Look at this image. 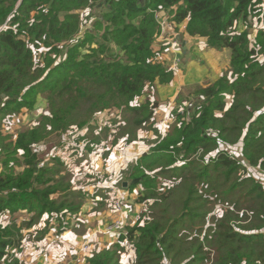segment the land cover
I'll list each match as a JSON object with an SVG mask.
<instances>
[{"label": "trees", "instance_id": "obj_1", "mask_svg": "<svg viewBox=\"0 0 264 264\" xmlns=\"http://www.w3.org/2000/svg\"><path fill=\"white\" fill-rule=\"evenodd\" d=\"M88 1L0 0V120L11 110L36 109L37 97L47 105L41 104L38 118L15 135L0 133V214L7 209L18 213L17 206L39 215L79 209L65 200L70 187L60 169L49 166L61 164L60 157L44 161L34 146L53 130L82 128L106 107L129 111L132 116H123L128 129L149 122L154 99L145 92H155L156 81L168 83L174 76L159 59L166 46H153L162 31L160 13L168 11L166 20L175 31L229 49L231 68L200 87L195 93L200 108L188 122L178 117L153 140L149 153L138 158L143 165L131 170L130 175L141 180L138 202L150 209L147 218L142 214V225L139 219L126 228L134 264H166L172 252L191 253L187 264H264V182L251 175L253 170L264 172V62L253 60L256 48H264V8H254L261 0H100L93 25L86 23L89 28L82 30L75 10ZM253 10L263 28L250 47L249 32H237L234 24L239 18L246 23ZM77 35L66 59L51 68L56 45ZM226 95L231 97L228 108ZM239 141L240 154L214 153L220 143ZM199 149L196 159L172 171L170 182L155 186L156 174L150 171L175 169L178 161ZM15 165L19 171L13 170ZM163 190L168 193L163 195ZM173 197L179 205L168 215ZM244 199L254 205L244 209ZM216 202L221 204L215 207ZM154 207L159 212L152 211ZM34 220L17 226L0 223V264H19L24 230ZM197 221L190 234L185 224L193 227ZM120 250L117 243L94 255L89 264H115Z\"/></svg>", "mask_w": 264, "mask_h": 264}, {"label": "crops", "instance_id": "obj_2", "mask_svg": "<svg viewBox=\"0 0 264 264\" xmlns=\"http://www.w3.org/2000/svg\"><path fill=\"white\" fill-rule=\"evenodd\" d=\"M167 12L161 11L160 24L167 21ZM168 24L172 26L169 22ZM183 24L184 22L180 24L181 28L184 27ZM234 25L236 31L241 32L245 28L242 18L237 19ZM160 36L155 39L153 46L156 49L162 45L166 46L161 51L159 59L168 70L173 71L174 76L168 83L160 84L156 81L155 93L157 98H153L152 116L148 122L150 125L153 124L152 133L156 129L161 132L168 130L172 124L170 123L168 126L165 124L172 121L176 113H170V110L184 107L180 104V98H195L197 96L195 91L190 89L198 85L208 86L220 76L221 71L228 72L231 58L229 49L210 47L204 38L187 36L184 33L187 45V51L184 54L181 52V48L176 45L173 37H165L162 35V31ZM174 60L180 63L174 62ZM222 60H225V62H222ZM138 101H141V99H138ZM102 120L103 117L97 114L91 123L98 125ZM117 120L118 125L126 126V122L122 117ZM146 124H143V126ZM139 128L136 129L135 135L137 139L142 140L144 138L139 134ZM148 129L144 128L143 133L148 134ZM85 130L83 128L82 131ZM126 137L128 135L119 137L115 141L112 136V138L110 137V143L102 142L101 145L105 144L106 149L109 150L104 156L101 152V149L104 150V148L98 145L97 149L93 148L92 150L91 148L90 153L86 152L88 158L84 160L67 162V158L60 156L61 164H55L54 162L49 164L50 167L59 168V175L64 176L65 183L69 184L70 191H68L65 200L75 202L69 197L77 196L76 199L79 201L75 203L79 209L74 213L52 214L49 221H47V226L42 223L39 228L31 227L24 230L25 238L21 251L17 256L20 264H89L94 255L113 248L117 243L122 250L118 251L119 258L115 264H133L135 251L132 244L126 239L125 233L128 226L134 225L142 218L141 214L145 204L138 202V194L142 191L141 184L138 182L131 186L132 183L129 179L133 182L136 180L130 178L131 171H129V167L131 166L128 164L134 160L137 161L139 157L144 155L142 153L143 148L147 147L148 149L153 146V141L145 142V145L141 141H136L134 145L138 146L140 144L138 151L133 150L127 156L117 160V154L121 151L125 152L128 146L129 141ZM154 137L157 136L152 138ZM140 153L142 155L138 157ZM103 172L108 174L107 178H104ZM257 172L262 175L255 173L254 177L264 182V172L259 170ZM125 182L129 183L126 185ZM162 183L164 184V182ZM125 195H130V198L126 201H124ZM117 198L124 203L123 215L118 214L113 207ZM6 212H8V209L0 214V217ZM21 213H24V211ZM138 213L139 217L137 216ZM117 215H119L118 219L122 220L120 233L115 234L104 231V226ZM0 223L4 224L1 220ZM142 223L143 219L139 221V225H142ZM45 229L46 231L42 233L41 231Z\"/></svg>", "mask_w": 264, "mask_h": 264}, {"label": "rangeland", "instance_id": "obj_3", "mask_svg": "<svg viewBox=\"0 0 264 264\" xmlns=\"http://www.w3.org/2000/svg\"><path fill=\"white\" fill-rule=\"evenodd\" d=\"M99 2H100V0H89L86 6L82 7L81 9L75 10V12L79 15V18L81 19L82 24L87 23V24H89V27L93 25V23L95 21L93 16L95 14H98L101 11V9L99 7H97ZM254 8H257V9L258 8H264V0H261V2L259 4H256L254 6ZM256 11L257 10H253V12L248 16L247 22L243 23V25L245 26L243 31L246 30L249 32V40H250L249 46L250 47L255 46V44L257 43V41H256L257 40V37H256L257 33L259 30H261L263 28V25L259 19V15L256 13ZM86 12H87V14H86ZM240 24L242 25V23H240ZM1 29H2V26L0 27V30ZM237 31L240 32L239 30H237ZM101 32L102 31H100V33ZM78 40H79V36L77 35L73 38V40L69 41L68 43H67V41H65V42H62V43H59L56 45L57 48L52 54L53 60H52L51 68L55 67L56 64H58V62L66 59L68 48L70 46L74 45ZM85 46H83V48L81 49L80 52L85 51ZM256 49L258 50V53L253 58V60H255V58H256V60H258L259 62H264V48H263V50H261L259 48H256ZM57 54H59V56H56ZM259 56H260V59H258ZM102 57L106 58V55L103 54ZM37 59H38L37 56H34V60L37 61ZM174 62H177V61L174 60ZM222 62H225V60H222ZM177 63H180V62H177ZM226 63H227V60H226ZM225 73H226L225 70L221 71L220 76H223ZM49 84H53V83L50 82ZM200 87H202V85L194 86L190 90L195 91V93H196L197 91H199ZM153 91L154 90H151L150 92L146 91L144 95L145 96H147V95L151 96L152 95L153 98L154 97L157 98V94ZM199 97H201V95H199ZM180 99H181L180 104L184 107L179 108V109L178 108H172L170 110V113H173V112H176V113H175V117L173 118V120L169 121V123L165 124L166 126H168L170 123L174 124L175 122H177V118L181 117V116H182V118H184L183 121L188 122L190 119V117H188V116L191 115L193 113V111H196L201 106V103H199V101H197L196 98L190 97L188 99L186 97H182ZM242 99H245V98H242ZM37 101H39V102L37 103ZM137 101H138V99H137ZM225 101L227 103L226 108H228V106L231 103V97L229 95H226ZM183 102H184V105H183ZM1 103L3 104L4 102L2 101ZM41 104H42V106H44V108L47 109L46 103H44L41 98L37 97L36 101H35V106H37V107H35L36 109H34L33 107L30 109L27 107H23L21 109H15V110H11V111L7 112V114H9V117H7L4 120V122H1V120H0V133L3 136H6L7 134L8 135H15L18 131L24 129L34 118H38V115H40L38 110H40ZM126 112L130 113L129 111H127L125 109L119 110V109H116L115 107H106V108L98 111L97 113H95L94 116L92 117V119L90 121L88 120L89 122L85 126H83L82 128H76L73 126V128L67 129L66 126L64 125V127L66 128V130L64 132H60V131H58V129L51 131V135L49 138L42 140L40 142H37L35 144V146H34V147H36L35 150H37L39 152V157L41 159H45L44 161H46V158H50L51 155H55V156H59V157L62 156V157L67 158V162H73V161L78 162V161H81V160L88 158V156L86 155V152L90 153L93 150V148L97 149V146L101 145L102 142L110 143L112 136H113L114 140L117 141V138L122 137L124 135H128V137H126V139L129 142H128L127 148L125 149V152L121 151L117 154V160H120V159H122L123 156H127L131 151H133V150L135 152L138 151V146L140 144L138 146L134 145L136 141H138V142L141 141L142 144L145 145V142L153 141L156 138H158L160 135L165 134L166 131L161 132L157 129H156V131H154L152 133L151 128L153 127V124L150 125L149 123H147L145 126L142 125L138 129L140 131L139 134H141L144 139H142V140L140 138L137 139L136 135H133L136 131V128L133 127L131 124H130L131 127L129 129L127 128V126L122 127L121 125H118L117 119L120 117L123 118V116L126 115ZM97 114H100L103 117V120L98 125H95V124H92L91 121L95 118V116ZM130 115H131V113H130ZM7 127L9 129H6ZM48 128L50 130L52 129V127H48ZM83 128L86 129L84 132L82 131ZM144 128H149L148 134L143 133ZM153 136H157V137L152 138ZM240 140H241V138H240ZM101 147L104 148V150L101 149V152L104 156L105 154H107L109 152V150L106 149L105 144L101 145ZM91 148H92V150H90ZM150 148H151V146L148 149H147V147L143 148L145 152L143 151L142 153L143 154L149 153ZM110 150H111V148H110ZM218 150H224V151H227L228 153H231V154L241 153L242 152V142L239 141V142L234 143L233 145H223L222 143H220L219 147L216 150H214V153ZM201 151H202V149H199L197 151V153L193 154L189 159H181L180 161H178L175 169H169L168 171H164V173H156L158 169L150 171L149 172L150 175L156 174L155 182H154L155 186L161 185L162 182H164V184L170 182V180L172 179L171 178L172 171L176 170V169H180V168L184 167L186 164H189L190 160L196 159L199 156V152H201ZM142 153H140L138 155V157L140 155H142ZM58 154H60V155H58ZM139 161H140V159H138L137 161L134 160V161L130 162L128 164L129 166H131V167H129V171H131L132 168L135 166L143 165V161L141 162V164H138ZM40 166H41V163L38 164V167H40ZM155 168H157V167H155ZM184 169H186V167ZM13 170L19 171L20 167L18 165H15L13 167ZM257 171L253 170L252 175L254 176L255 173L261 174V173H258ZM103 174H104V178L108 177L107 173L103 172ZM240 174H243V171H241ZM130 178L136 180L135 182H133L131 179H129L133 183H138V182L140 183L141 182V180H139L138 177H136V176L130 175ZM128 183L129 182H127V184ZM161 193H163V195H166L168 192L166 190H163ZM173 196H177V194L173 195ZM76 197L77 196H73V197H69V198L74 200L75 202H78L79 200L76 199ZM131 197H132V195H131ZM128 198H130V195H125L124 201H126ZM175 200H177V197H173V199H171V201L167 205L168 215H174L177 212V208H178L179 204ZM144 204L145 205L143 207V210H142V205H141V210L143 211L142 214H145L144 218H147V215L150 212L149 204L148 203H144ZM220 204H221L220 202H216L214 204V206L218 207ZM253 205L254 204L252 201L244 199V201H243L244 209H246L247 206H253ZM17 209L20 211H18V213H12V214L10 212L11 209H8V212L3 214L0 217V220L3 221L4 224H9V225L15 224L17 226V225L21 224L22 220L28 221L31 219V221H32L33 219H35L34 225L32 227L33 228H39L42 223H44L47 226L48 225L47 221H49V218L51 217L47 213H45L43 215H39L40 213H37L35 210L29 211L25 208H19V206H17ZM24 209L26 211L24 213H21L22 211H24ZM124 209H125V207H124ZM152 211H154L156 213L159 212L157 207L152 208ZM139 213L137 214L138 217H139ZM142 214H141V217H142ZM197 224H198V221L195 223H192L193 227H191L190 223L187 222L185 224V228L187 230H189V232L191 234V233H193L192 230H194V226ZM207 226H208V222L206 224V227ZM184 232H185L184 230H181L180 234L184 233ZM206 232H208V230H206ZM190 254L191 253H185V254L177 255L176 252H172L170 254V258L167 259L166 262L165 261H163V262H165L166 264H187L188 260L190 258ZM172 259H174L173 262L171 261ZM133 264H134V262H133ZM192 264H201V263L199 261H195Z\"/></svg>", "mask_w": 264, "mask_h": 264}, {"label": "built area", "instance_id": "obj_4", "mask_svg": "<svg viewBox=\"0 0 264 264\" xmlns=\"http://www.w3.org/2000/svg\"><path fill=\"white\" fill-rule=\"evenodd\" d=\"M86 14H87V12H86ZM86 27H87V25H86V23H84L82 26V29H85ZM41 165H42V163H41ZM113 207L118 212V214L123 215L124 203L121 199H119V198L115 199ZM118 217H119V215L113 217L111 222L104 226V231L119 234L121 231V228H122V220H119Z\"/></svg>", "mask_w": 264, "mask_h": 264}, {"label": "water", "instance_id": "obj_5", "mask_svg": "<svg viewBox=\"0 0 264 264\" xmlns=\"http://www.w3.org/2000/svg\"><path fill=\"white\" fill-rule=\"evenodd\" d=\"M161 30H162V35L172 36L173 39L175 40L176 45L181 48V52L186 54L187 46H186V41L184 39V34L182 31H175L173 29V27L168 24L167 21H163L161 23ZM126 185H127V183H126Z\"/></svg>", "mask_w": 264, "mask_h": 264}, {"label": "clouds", "instance_id": "obj_6", "mask_svg": "<svg viewBox=\"0 0 264 264\" xmlns=\"http://www.w3.org/2000/svg\"><path fill=\"white\" fill-rule=\"evenodd\" d=\"M88 26H89V24H88ZM88 26H87L86 28H88ZM86 28H85V29H86ZM83 30H84V29H83Z\"/></svg>", "mask_w": 264, "mask_h": 264}]
</instances>
